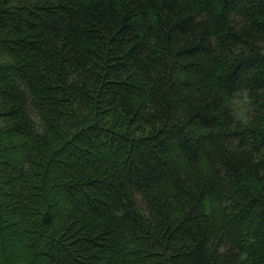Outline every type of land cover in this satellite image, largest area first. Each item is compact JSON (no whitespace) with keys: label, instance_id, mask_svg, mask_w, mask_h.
I'll use <instances>...</instances> for the list:
<instances>
[{"label":"trees","instance_id":"obj_1","mask_svg":"<svg viewBox=\"0 0 264 264\" xmlns=\"http://www.w3.org/2000/svg\"><path fill=\"white\" fill-rule=\"evenodd\" d=\"M0 264H264V0H0Z\"/></svg>","mask_w":264,"mask_h":264},{"label":"rangeland","instance_id":"obj_2","mask_svg":"<svg viewBox=\"0 0 264 264\" xmlns=\"http://www.w3.org/2000/svg\"><path fill=\"white\" fill-rule=\"evenodd\" d=\"M232 105V109L235 112L236 117L243 118L242 116H244V114L249 111L250 103L245 98H243V96H239L237 100L233 101Z\"/></svg>","mask_w":264,"mask_h":264}]
</instances>
